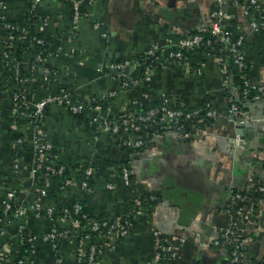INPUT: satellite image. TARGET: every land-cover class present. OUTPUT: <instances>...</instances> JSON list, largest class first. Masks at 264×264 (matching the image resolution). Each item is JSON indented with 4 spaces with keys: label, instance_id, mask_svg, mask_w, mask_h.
Segmentation results:
<instances>
[{
    "label": "crops",
    "instance_id": "crops-1",
    "mask_svg": "<svg viewBox=\"0 0 264 264\" xmlns=\"http://www.w3.org/2000/svg\"><path fill=\"white\" fill-rule=\"evenodd\" d=\"M0 1L4 2L3 17L16 25L23 38L41 33L50 40L54 51L47 61L58 70L55 79L46 80L34 68L33 48H24L19 83L10 77L1 86L0 251H5L7 260L80 264L97 242L103 251L96 264H229L230 249L216 245L215 239L239 213L233 192L264 183V96L243 100L242 119L231 118L228 95L239 98L241 91L233 83L230 59L221 60L225 51L217 47L197 48L184 59L170 60L164 46L150 75L139 68L124 75L109 66L111 61L144 53L153 43L165 45L168 36L208 29L216 0H95L77 26L72 0ZM34 5L39 18L33 24ZM224 8L229 28L244 34L248 78L264 82V27L251 25L258 19L257 12L246 11L244 2L236 5L231 0ZM15 40V35L0 28V53L5 55L6 44ZM125 77L138 81L124 84ZM18 85L34 94L26 112L38 97L50 92H66L73 101L86 104L94 102L86 117L97 120L96 128H89L85 118L57 102L50 103L39 124L33 126L27 113L12 111V91ZM165 95L183 96L190 107L210 101L217 115L194 116L189 125L195 132L192 136L166 132L134 154L101 122L104 113H125L133 97L144 102ZM37 136L54 146L41 157L37 156ZM15 140L20 148L19 166L14 164ZM129 157L133 181L126 184L120 170ZM49 160L63 164L66 171L52 175L43 195L42 172ZM86 163L91 164L93 177L84 188L80 171ZM37 165L38 172L34 170ZM10 186L16 189L14 203L23 209L21 215L5 212L3 198ZM149 194L157 195L156 200L144 204L141 200ZM76 200L108 219H117L126 210L136 209L138 214L126 235L115 231L110 236H82L61 210ZM37 202L43 209L53 206L54 212H38ZM254 214L256 224L239 225L244 263L264 264V203L256 206ZM54 223L72 228L71 234L46 238ZM155 229L164 243L178 246L177 256L155 258Z\"/></svg>",
    "mask_w": 264,
    "mask_h": 264
},
{
    "label": "built area",
    "instance_id": "built-area-1",
    "mask_svg": "<svg viewBox=\"0 0 264 264\" xmlns=\"http://www.w3.org/2000/svg\"><path fill=\"white\" fill-rule=\"evenodd\" d=\"M228 0H216L217 6L212 11V24L211 27L208 29L210 30V35L205 33L206 29H200L198 31L192 33H184L179 35L178 37L168 36L165 41V45L160 43H153L149 46L145 51V59L142 57H132V58H124L120 60L111 61L109 66L112 69L127 75L128 72L133 68L143 69L145 75H150L151 72L155 69L157 64L155 63L156 60L160 57L161 54L165 51L164 46L166 47V58L170 60H178L185 58V52L192 51L197 48L202 47H217L221 52L225 51L224 55H221V60L225 59L226 52L230 56L234 62L239 65L240 67L246 64V56L243 51V44H244V34L238 33L235 35L233 29L229 28L228 24L225 22V8L224 5L227 3ZM234 4L245 3V10L246 11H256L258 14V19L254 18L251 21V25L255 28L264 27V0H231ZM87 2L88 5H91L95 2V0H72L73 5V22L74 25L77 26L81 20H83L87 15L88 11L82 9L83 3ZM4 6V2L0 1V28L7 29L10 34H13V30L17 29L16 25L6 20L1 12L2 7ZM35 5L32 8L31 13H35L34 10ZM36 14V13H35ZM99 26V23H96ZM24 34H19L18 37H24ZM38 42H45L43 37H35ZM7 47H11L12 43L8 42L6 44ZM6 47V48H7ZM221 53V54H222ZM16 55L13 54L10 50L5 51V55L0 57V62L5 64L14 65L16 72H20L19 66V59H16ZM37 58L40 60H45V57L38 53ZM49 57H47L48 59ZM49 63V62H48ZM53 67V68H52ZM40 73L46 80L55 79L57 76V68H55L50 63L40 70ZM200 71V70H199ZM19 74L15 76L14 80L19 83L20 76ZM244 78V86L242 87L241 94L245 99H255L264 96V82L255 83L251 81L246 73H243ZM5 77L3 76V84H6ZM138 78L129 79L125 77L123 79L124 84L134 83L137 82ZM12 111L16 115H21L27 113V117L33 126H37L41 119L45 114V110L50 103H60L65 104L68 108L73 111L74 113L80 112L86 106V103L80 101H73L66 92H50L44 96L38 97L33 102V108L29 109L27 112L25 111L26 104L33 98V93L25 92L19 85L15 87L12 91ZM171 95H165L163 97V103L161 106L151 107L146 111L144 114L135 115L133 111V107L135 105H141L143 102L137 98L133 97L132 103L127 111L124 113L123 117L120 119L119 122L116 119L110 118L107 114L101 115L102 123L105 125L107 129L117 135V138L121 140V142L129 147H136L137 150L145 144L153 139V138H160L166 134V132H171L179 135H183L185 137L192 136L195 132L191 129H187L184 127L185 119L192 118L194 116H204L206 118H212L217 115L216 109L212 106L211 102L208 101L207 103L200 105L195 108L189 107L186 101H175ZM229 101V115L232 119L238 121L242 119V105L237 101V98L233 94L228 95ZM169 104L171 106H169ZM100 106V105H99ZM129 117H133V125H129ZM157 119V122L163 123L165 125L164 130H152L151 123L147 122L150 118ZM141 121H145L144 124ZM124 125V130H129L133 128L142 127L144 131L138 135H129L124 137L122 135L117 134L120 131V128ZM21 141V138H18ZM236 142H239V138L236 139ZM36 149L38 152L37 156H42L46 151L53 149V143L50 141H44L43 139L38 138L35 139ZM15 145V155H14V164L15 166H19L20 164V148L17 145V141H14ZM132 151V154H134ZM131 158L127 159V162H124L121 166V174L122 179L126 184H131L133 181L132 178V168L130 165ZM38 165L35 167L34 170L38 172L37 169ZM49 171H52L53 174H49ZM65 171V166L63 164L56 165L53 161L49 160L47 166L45 167L44 171L42 172V177L44 179V186L41 188V193L45 195L47 193V189L50 186L52 175L54 174H62ZM40 172V171H39ZM86 172L90 174L92 172V167H87ZM88 185V181L85 179L82 181V186L86 187ZM109 186H113L112 183ZM253 189L259 190L262 192L261 195L251 197L250 191ZM16 196V189L12 186L7 187L3 203L5 212L14 211L15 214L21 215L23 209L21 207L16 206L14 203V199ZM156 196L153 194L152 198ZM233 197L239 201V210L238 214L232 219L230 225L226 227H222L220 230V235L215 239L216 245L220 247H227L229 248V244H233L232 248H229L231 251V260L229 264H245L244 263V253H243V243L244 239L239 233V225L241 222H251L256 224L257 223V216L254 214V210L256 206L261 203H264V183H254L247 185L243 188L236 189L233 192ZM74 211L78 212L80 210V203L76 202L74 204ZM36 209L38 212H42V204L37 202ZM46 210L48 214H52L54 212L53 206H48L43 211ZM63 215L71 216L70 211L71 209L66 205L63 208ZM137 211V210H136ZM134 212L131 214L130 212L124 217L120 216L117 219L111 220V223L107 220H100L98 216H86V226L81 224V219H72L73 223L79 228V234L86 227H89L95 231L97 234L103 236H110L113 232H118L121 235H126L130 232L133 226V217L138 214V212ZM105 224L108 225L107 230L101 229V225ZM25 228V223L21 224V231ZM72 228L64 227L59 228L57 224H53V226L47 231L45 237L49 239H55L61 236H68L71 234ZM156 239H155V258L157 260L162 259L163 257H175L178 255V246L173 243H164L163 240L159 237V231L157 229L154 230ZM87 236H89L87 234ZM28 239L32 240L33 236H28ZM103 251L102 245L97 242H93L89 248L88 252V259L89 264H96L98 261V255L101 254ZM82 254V253H81ZM0 264H24V260L22 258H14L13 260H7L6 253L4 251H0Z\"/></svg>",
    "mask_w": 264,
    "mask_h": 264
},
{
    "label": "trees",
    "instance_id": "trees-1",
    "mask_svg": "<svg viewBox=\"0 0 264 264\" xmlns=\"http://www.w3.org/2000/svg\"><path fill=\"white\" fill-rule=\"evenodd\" d=\"M88 4L89 3L84 2L82 9L88 11V7H89ZM35 13H30V16H31L30 17L31 18L30 21L33 24L35 23L33 21H36L37 18H39V16L37 15V13L36 14ZM0 22H2V19H0ZM20 32L21 31H19L18 29L13 30V34H15L16 40L14 41L15 42L14 44L12 43V46L11 47H7L6 48V51L10 50L11 52H13V54L16 55V57H17L16 59H19L24 48H33V54H34L33 61H34V64H35L34 65V68H36L38 70L39 69L42 70V67H44V66H46V65L49 64L48 61H47V57H49L53 53V51H54V48L51 45L50 40L46 36H44L43 34H41V33H32L34 36L31 35V36H28V37H25V38L18 37V35L20 34ZM205 33L207 35H210V30L209 29H206L205 30ZM236 34H238V32H235V35ZM36 36L43 37L45 39V42H43V43L38 42L36 40V38H35ZM188 52L189 51L187 50L185 52V54H187ZM38 53H41L45 57V60L38 59L37 58ZM2 55L3 54L0 53V57ZM135 57H142L143 59H145L146 55H145V53H142V54H139V55H137ZM225 57H228L230 59V63H231V66H232V69L231 70L233 72V83L240 90H242V87L244 86L243 73H246L247 72V60H246V64L244 66L240 67L239 65H237L234 62V60L232 59V56H230L228 54V52H226V56ZM154 59H155V63L157 64L158 63V59L157 60H156V58H154ZM140 70H141L140 72H142L144 74L143 69H140ZM20 72H21V70H20ZM18 74L19 73L16 72V69H15V66L14 65H9V64H5L3 62H0V91H1V88H2L1 86L3 85V76L5 77L6 81H8L10 79V77H12V79H14L15 76H17ZM19 76H20V74H19ZM163 97L162 98H159V99H148V100L144 101L141 105H135L132 108L133 111H134V114L135 115L144 114L151 107L161 106L162 103H163ZM172 98L175 101H178V102L181 101V100L182 101L184 100V101L187 102V100L183 96H177L176 95L175 98H174V96ZM243 100H246V99L241 94L240 97L237 98V101L241 104V102ZM94 104H95L94 102L90 101V102H88L86 104V106L83 108L82 111L75 113V115H77L79 118H85L86 119L87 126L89 128H92V127H95L96 128V122H97V120H94L92 118H89L88 116L86 117V114L88 113V110H89L90 106H92ZM187 104L189 105L188 102H187ZM169 106H171V105L169 104ZM198 106H200V104L197 105V106H193V108L194 107H198ZM104 114H106V113H104ZM123 115H124V113L121 114V115H108V116L110 118H112V119H116L119 122H121L120 119L123 117ZM199 116H201V114L198 115V117ZM192 121H193L192 118L185 119V121H184V123H185L184 127L187 128V129H190V126L189 125H190V123H192ZM101 122H102V119H101ZM140 122H142L144 124L145 121H141L140 120ZM147 122H150L151 123V127H152L151 129L152 130H156V129H158V130H164L166 128L163 123L157 122V119H155L154 117L148 119ZM132 123H133V117H129V125L131 126ZM142 131H144L142 129V127L133 128V129H129V130H126L125 131L124 130V125H122V127L120 128V131H118L117 134L122 135L124 137H127L129 135H138V134H141ZM129 148L132 151L133 150H137L136 147H129ZM124 162H127V159ZM58 165H60V164H58ZM90 165L91 164L86 163V164H83L82 167H81V171H80V181H81V185H82V181L85 180V179L88 181V185L91 184V182H92L93 173L91 172L90 174H88L86 172L87 167L90 166ZM65 171H66V169H65ZM49 174L51 175V174H53V172L52 171H49ZM261 194H262V192H260L259 190L253 189L252 191H250V194L249 195L251 197H255V196H258V195H261ZM154 200H156V197L155 198H152L151 197V194H149V195H144L143 196V199L141 201L144 202V204H148V203L154 202ZM76 202H79L80 203V210L78 212L74 211V207H73ZM67 206L71 209V211H70L71 216H68V217H70L71 219H77V218L78 219H81V224L83 226H86V224H87L86 223V217H85L84 214H86V216L88 215V216H92V217L93 216H98L100 218V220H107V221H109V223H111V220H113V219H108V218L102 217L100 215H97L92 210L91 207L87 206L83 201H80V200H76V201L68 204ZM61 210L64 213L63 209H61ZM128 211H130V210H128ZM128 211L126 210L125 213L122 214V216L125 217L128 214ZM135 211H136V209L135 210H132L130 213L133 214ZM133 222H134V220H133ZM57 227L64 228L62 226H59L58 224H57ZM107 228H108V225H105V224H102L101 225V229L107 230ZM25 231H26V229H25ZM26 232H24V234ZM97 233H98L97 231H95V230H93V229H91L89 227H86L85 229L82 230L81 235L82 236H87V234H88L89 236L90 235L92 236L93 234H97ZM24 242H27V241H25V239H24ZM228 246H229V248H232L233 247V244H229ZM99 257H100V254L98 255V259H99ZM79 262H80V264H89L88 254L87 255H84Z\"/></svg>",
    "mask_w": 264,
    "mask_h": 264
},
{
    "label": "water",
    "instance_id": "water-1",
    "mask_svg": "<svg viewBox=\"0 0 264 264\" xmlns=\"http://www.w3.org/2000/svg\"><path fill=\"white\" fill-rule=\"evenodd\" d=\"M183 138H185V137H183Z\"/></svg>",
    "mask_w": 264,
    "mask_h": 264
}]
</instances>
